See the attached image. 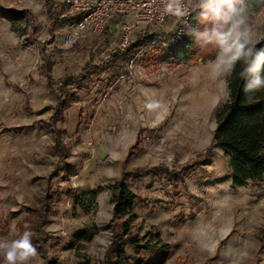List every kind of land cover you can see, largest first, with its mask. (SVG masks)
I'll return each mask as SVG.
<instances>
[{
    "label": "rangeland",
    "instance_id": "1",
    "mask_svg": "<svg viewBox=\"0 0 264 264\" xmlns=\"http://www.w3.org/2000/svg\"><path fill=\"white\" fill-rule=\"evenodd\" d=\"M199 5L193 0L179 45ZM0 8L20 12L25 32L0 18V241L31 232L37 255L27 264H113L119 256L127 264H264L256 240L264 179L235 185L213 145L229 76L214 66L220 50L208 58L215 43L201 39L198 58L171 60L166 22L139 50L119 51L118 34L65 49L61 0H0ZM243 15L260 42L264 7ZM201 26L199 34L212 22L203 16ZM92 54L100 74L59 93L48 88ZM153 166L168 171H142ZM120 180L136 195L127 228L113 217L107 188Z\"/></svg>",
    "mask_w": 264,
    "mask_h": 264
},
{
    "label": "trees",
    "instance_id": "2",
    "mask_svg": "<svg viewBox=\"0 0 264 264\" xmlns=\"http://www.w3.org/2000/svg\"><path fill=\"white\" fill-rule=\"evenodd\" d=\"M207 0H200V5L196 11L197 17L192 26H189L190 35L187 36L184 43L181 45H170L166 50V56L171 60L177 61H191L199 57L200 43L202 40L199 36V29L201 26V19L203 17V5ZM238 8H243V13L246 11L258 10L264 7V0H237ZM0 18L6 20L11 25L12 31L16 32L18 36H24L25 32H19L18 26L23 23L24 17L20 12L10 9L0 8ZM77 17H63V24L71 22ZM119 20L115 18L106 26L102 39L103 42L109 41L110 38L117 35V28ZM186 31L188 30L185 29ZM170 36L172 33L169 34ZM157 32H152L150 29L145 28L134 34L129 48L122 52H130L131 50H139L144 47L148 41L157 37ZM264 47V38L257 44V48ZM219 47L216 44L214 51L210 53L209 59L213 60L219 52ZM94 54H92L87 62V65L79 72L73 74H64L60 77L59 82L55 85L50 84L48 81V88L51 90L53 86L58 90V93L64 89L68 84L74 80L81 78L84 80L92 79L95 71L100 74L102 69L94 65ZM243 68V62H238L235 70L227 78L229 84L228 97L226 102L219 108L216 113V127L213 138V145L223 151L224 157L229 161V167L232 173V179L236 185H244L250 181L260 182L264 179V91L256 93L249 98L243 91L244 82L240 79L239 73ZM264 75V72H262ZM48 79V77H47ZM66 97L67 94H64ZM73 94L71 96H74ZM57 119V117H56ZM54 117L52 121V128L54 132L62 133L64 130L57 128L58 122ZM56 133V134H57ZM59 138H56L55 147L60 151L59 157H65L66 151ZM168 171L165 166H153L149 169L144 168L142 171L146 173L158 174L160 171ZM113 192L112 206L113 217L122 219L124 218L123 226L127 228L128 223L134 218V201L136 195L128 190L126 182L120 180L114 184L107 186ZM97 192H92L91 197L95 198ZM79 240L87 239L86 233H81L78 237ZM256 240L259 244L264 243V223L259 227L256 234ZM135 246V241L131 242ZM121 252L120 249H118ZM113 264H127L124 259L119 256Z\"/></svg>",
    "mask_w": 264,
    "mask_h": 264
},
{
    "label": "built area",
    "instance_id": "3",
    "mask_svg": "<svg viewBox=\"0 0 264 264\" xmlns=\"http://www.w3.org/2000/svg\"><path fill=\"white\" fill-rule=\"evenodd\" d=\"M173 0H61L63 17H77L64 26L62 47L88 39L101 38L106 26L117 18L119 51L128 49L135 33L145 28L158 33V28L171 23L169 45L178 44L190 24L193 0H176L178 7H169ZM183 8L185 15H180Z\"/></svg>",
    "mask_w": 264,
    "mask_h": 264
},
{
    "label": "clouds",
    "instance_id": "4",
    "mask_svg": "<svg viewBox=\"0 0 264 264\" xmlns=\"http://www.w3.org/2000/svg\"><path fill=\"white\" fill-rule=\"evenodd\" d=\"M237 0H207L202 6V15L212 22L211 29L199 34L206 43H215L220 52L214 66L226 74L235 70L238 62H243L239 73L244 82L243 91L251 98L264 91V47L257 48L258 41H253L249 31L244 28L243 8H238ZM173 0L169 7H178ZM180 15H185L183 8ZM225 89L229 84L225 81ZM31 232L25 231L18 239L0 241V258L3 264H27L37 255L32 243Z\"/></svg>",
    "mask_w": 264,
    "mask_h": 264
},
{
    "label": "water",
    "instance_id": "5",
    "mask_svg": "<svg viewBox=\"0 0 264 264\" xmlns=\"http://www.w3.org/2000/svg\"><path fill=\"white\" fill-rule=\"evenodd\" d=\"M99 155H100V157H103L104 155H103V151L102 150H100V153H99Z\"/></svg>",
    "mask_w": 264,
    "mask_h": 264
}]
</instances>
